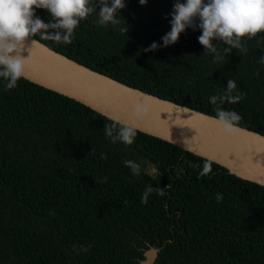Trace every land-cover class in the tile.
Segmentation results:
<instances>
[{
	"label": "trees",
	"instance_id": "trees-1",
	"mask_svg": "<svg viewBox=\"0 0 264 264\" xmlns=\"http://www.w3.org/2000/svg\"><path fill=\"white\" fill-rule=\"evenodd\" d=\"M124 2L120 25L101 26L93 13L71 44L32 38L121 84L213 117L209 97L234 79L246 96L222 107L241 115L239 127L264 136V33L244 39L247 53L233 49L223 63L203 53L198 28L145 52L170 31L175 0ZM36 15L50 19L43 9ZM5 85L0 79V264H137L150 247L153 264H264V187L214 163L199 177L201 167L190 162L202 166L203 159L139 132L132 145L112 143L103 131L112 121L81 104L22 78L14 89ZM125 160L141 166L138 176ZM148 185L165 195L153 192L142 204ZM74 245L91 248L77 254Z\"/></svg>",
	"mask_w": 264,
	"mask_h": 264
},
{
	"label": "clouds",
	"instance_id": "clouds-1",
	"mask_svg": "<svg viewBox=\"0 0 264 264\" xmlns=\"http://www.w3.org/2000/svg\"><path fill=\"white\" fill-rule=\"evenodd\" d=\"M146 3L147 0H139L140 5ZM125 7L124 0H0V79L6 81V90L17 87L18 81L23 78L27 58H24L22 53L31 37L39 34L41 39L52 40L59 44H71L81 21L95 13L98 16L96 23L101 26L120 25L121 19L118 15ZM37 9L46 10L50 19L45 22L38 17ZM170 16V31L161 37L162 43H151L144 49L145 52L175 44L181 33L187 29L198 28L201 34L197 40L204 49L203 53L211 54L213 63H223L233 49L247 53L244 39L251 40L258 33H264V0H184L183 3L175 0ZM123 21L124 25L119 30L126 34L128 27L124 19ZM213 41L217 43L214 44ZM36 43L38 41H31V44ZM218 43H222L225 47H218ZM259 62L264 64V57H261ZM245 96L246 93L238 91L236 81L228 79L226 89L221 94L209 97V102L215 106L213 119L221 135L235 134L242 120L241 115L236 111L225 110L222 105L238 103ZM189 110L184 109V111ZM148 112V105L142 103H137L133 110L137 119L145 118ZM110 119L112 123L103 126L104 135L110 138L112 143L132 145L139 131L135 121L121 122L119 117ZM101 157L107 158L104 154H101ZM202 159V166L190 162L192 168L201 167L199 177L209 175L215 162L214 158L202 157ZM123 164L131 170L132 175L140 174L141 166L138 163L125 160ZM183 171V168H179L177 175L182 174ZM153 192L160 196L165 195L163 188H153L148 185L142 194L141 203L147 204ZM222 199V194L217 193L216 200ZM90 248L91 245L79 247L74 245L73 251L79 254L88 252Z\"/></svg>",
	"mask_w": 264,
	"mask_h": 264
},
{
	"label": "water",
	"instance_id": "water-1",
	"mask_svg": "<svg viewBox=\"0 0 264 264\" xmlns=\"http://www.w3.org/2000/svg\"><path fill=\"white\" fill-rule=\"evenodd\" d=\"M26 42L24 80L71 99L112 121H135L139 133L169 143L196 157L214 158L230 175L264 187V136L239 127L232 136L221 135L213 116L144 93L97 73L40 43ZM37 41V40H36ZM137 103L149 107L137 119ZM157 250L148 248L137 264H153Z\"/></svg>",
	"mask_w": 264,
	"mask_h": 264
}]
</instances>
